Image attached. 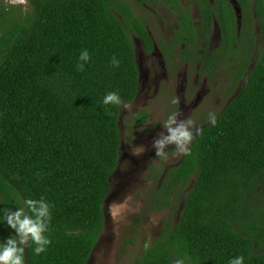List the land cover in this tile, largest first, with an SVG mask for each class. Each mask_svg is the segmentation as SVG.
<instances>
[{
  "label": "trees",
  "instance_id": "16d2710c",
  "mask_svg": "<svg viewBox=\"0 0 264 264\" xmlns=\"http://www.w3.org/2000/svg\"><path fill=\"white\" fill-rule=\"evenodd\" d=\"M26 1V9L0 2V209L43 197L51 244L36 255L30 243L25 264H86L103 229L102 203L121 144V106L102 99L115 91L128 104L137 93L125 9L110 0ZM237 1L240 36L231 11L224 34L229 43L247 41L228 73L241 89L167 173L162 187L184 190L192 179L194 186L178 223L166 222L134 264H174L179 255L188 264H228L236 256L264 264V0H254V36L250 0ZM255 38L260 47L248 74ZM82 50L91 59L78 70ZM137 118L142 123L145 115ZM169 191L158 193L162 207L169 206ZM11 231L0 225V241Z\"/></svg>",
  "mask_w": 264,
  "mask_h": 264
},
{
  "label": "flooded vegetation",
  "instance_id": "af4514ba",
  "mask_svg": "<svg viewBox=\"0 0 264 264\" xmlns=\"http://www.w3.org/2000/svg\"><path fill=\"white\" fill-rule=\"evenodd\" d=\"M110 1L118 2V4H116V9H120V5L125 9L122 20L118 14L117 17L126 25L138 73L136 96L131 103L127 104V109L121 107V120L127 119L128 121V124H125L122 129L121 137L125 136L132 128L142 127L146 124L149 118L146 110L149 104L148 102L161 95H164L161 97L163 98L160 103L161 106L164 105L168 107L167 110L172 109L175 112L174 115L179 113L178 119H180L182 113L186 111L184 107L190 110V112H195V110L201 112L200 108L202 105L204 107L208 103L207 99L211 92L210 88L204 91V86L207 85V79L211 72L215 68L219 69V71L223 68L235 70V68L238 67L239 56H242L241 51L246 50L243 48V46L247 44L246 40L240 39L238 44L229 43L225 40L224 25L228 22L226 19L229 14L228 11L232 12L235 21L236 36L237 38L240 36L239 33L243 26V10L242 4L237 0H235L236 4H233L231 0ZM234 7L240 10L239 14L241 16V21L239 23ZM254 8V0H250L249 10L252 15V20L249 22V28L253 36L257 35L258 31V23L254 15ZM244 28L246 37H248V28L246 25ZM253 45L255 47L253 57L255 56L256 61V49L260 47V39L255 38ZM228 47H231L232 50H228ZM193 66H195L194 75H192L191 72ZM201 66H203L202 70L206 73L202 82L199 80ZM240 84L241 82L236 85L233 84V87H239ZM173 86H175V95L170 102L165 103V99L169 96L168 93ZM228 100L222 105L220 103L221 99L218 98L213 105L215 107H221L219 110L220 113L228 103ZM140 114L145 115V120L142 123L138 122L139 118H137ZM206 121V124H208L210 119L208 118ZM198 127H192L193 138L188 147L204 126ZM133 131H135V129H133ZM156 131L157 133L153 134V138L162 130L157 128ZM120 141L118 163L109 181V201L112 197L122 196L127 190V184L128 181L130 182L132 179V174L138 172V165L141 158L149 162H152L154 159L153 154H147L146 152H142L141 154H127L123 148L122 139ZM145 145L146 148L151 146L152 141H145ZM168 147L176 149L174 145H169ZM173 154L174 153L171 155ZM184 155L185 153L179 152L176 157L173 155L170 160H168V158L166 159L168 167H166V170L163 172V175H165L164 177H166L171 169L181 164ZM194 182L195 180L192 179L184 190H181V193L179 190L177 201L171 202L169 199L168 207L171 206L176 211L174 226L180 219V213L184 208L185 198L191 192ZM189 188L190 190L188 191ZM158 189L159 188H157V190ZM175 189L178 190L179 188L174 186L171 188L169 187L168 190L170 191L167 198H175L173 197V190ZM159 192L160 190L156 191L157 197L154 199V204L151 206L152 211L167 208V206L162 207L160 205V202L163 201H161V197L158 194ZM105 215L102 232L86 264H91L93 262V255L96 247L103 239V232L108 230L109 218L107 214ZM263 222L264 220L261 223ZM262 251H264V246Z\"/></svg>",
  "mask_w": 264,
  "mask_h": 264
},
{
  "label": "rangeland",
  "instance_id": "374dc122",
  "mask_svg": "<svg viewBox=\"0 0 264 264\" xmlns=\"http://www.w3.org/2000/svg\"><path fill=\"white\" fill-rule=\"evenodd\" d=\"M5 1L9 5L22 6L24 9L28 7L26 0ZM254 64L255 56L252 58L248 74L253 69ZM202 68L203 66L200 67L199 75L201 82L206 74ZM229 70L228 68H223L219 71V69L215 68L211 72L207 79V85L204 86V91L208 88L211 89L207 99L208 103L204 107L203 105L201 106V112L197 110L190 112V110L184 107L186 111L182 113L180 120H190L192 127H203L206 125V120L210 116H216L219 113L221 107L219 108L213 105L218 98L221 99L220 103L224 105L229 98L231 99L236 96L240 88L233 87L232 76L228 74ZM191 72L192 75L195 74V66L191 68ZM174 91L175 86L171 87L165 103L172 100V97L175 95ZM162 96L164 95L158 96L155 99L153 98L148 102L149 104L146 110L149 118L146 124L142 127L130 128L131 130L122 137L123 148L127 154H141L142 152H146L147 154H153L154 159L152 162H149L141 158L138 165V172L132 174V179L127 184V190L122 196L112 197L110 201V197L107 199L105 214L109 218L108 230L103 232V239L96 247L91 264H134L144 249L151 246L161 235L166 226V222H169L171 226L175 224L176 211L171 206L157 211L151 210V206L154 204L153 201L157 197L156 191L160 190L165 193L169 189L166 185L162 187V183L165 181L163 172L168 167L166 159L168 158L170 160L173 155L176 157L179 153V150L173 147H167L164 156H156L152 145L147 148L145 145V141L153 140V134L157 133V128L163 130L162 128L167 123L168 118L175 114L172 109L167 110L168 107L161 106ZM177 117H179V113ZM125 124H128L127 119H122V129ZM172 153L174 154L171 155ZM157 188L159 189L157 190ZM179 190H173V197L175 198H170L171 202L177 201ZM114 205L122 206L119 215L114 216L112 214V206Z\"/></svg>",
  "mask_w": 264,
  "mask_h": 264
},
{
  "label": "clouds",
  "instance_id": "9594fccd",
  "mask_svg": "<svg viewBox=\"0 0 264 264\" xmlns=\"http://www.w3.org/2000/svg\"><path fill=\"white\" fill-rule=\"evenodd\" d=\"M91 59L87 50H82L77 61V69L83 70L84 65ZM113 67H119V60L115 57L111 59ZM102 105L121 106L127 109L128 105L123 103L120 95L115 91L106 93L102 99ZM211 123L215 124V117H209ZM163 130L152 140V147L156 156H164L165 149L169 145H174L181 153H189V143L193 138L192 122L190 120H180L177 115H172L164 124ZM122 138V137H121ZM122 206H112V214L119 215ZM27 209V212L25 211ZM0 225L6 223L12 231L9 236L0 241V264H25L24 248L35 245L33 252L36 255L44 253L51 244V240L46 235L49 221L51 219L50 205L41 197L40 199H25L22 205L11 209H0ZM28 213H31L29 215ZM174 264H188L185 255L176 256ZM228 264H244L243 256H236L228 261Z\"/></svg>",
  "mask_w": 264,
  "mask_h": 264
},
{
  "label": "water",
  "instance_id": "95a60500",
  "mask_svg": "<svg viewBox=\"0 0 264 264\" xmlns=\"http://www.w3.org/2000/svg\"><path fill=\"white\" fill-rule=\"evenodd\" d=\"M231 2L233 3V4H236V1L235 0H231ZM234 9H235V14H236V17H237V21H238V23L241 21V16H240V14H239V12H240V10H239V8H237V7H234ZM241 89V88H240ZM240 89L238 90V92L240 91ZM237 92V93H238ZM235 97V96H234ZM234 97H232L229 101H228V103L234 98ZM121 113H120V115H119V119H118V124H119V128H120V140L122 139L121 138V134H122V127H121ZM107 199H108V193H107V195L105 196V199L103 200V203H102V210H103V215H104V217H105V206H106V202H107ZM27 249V246H25V252L27 251L26 250Z\"/></svg>",
  "mask_w": 264,
  "mask_h": 264
}]
</instances>
